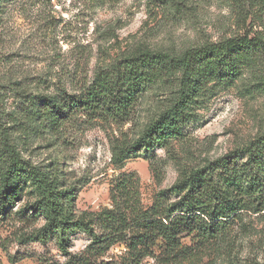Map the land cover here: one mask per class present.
<instances>
[{"label":"rangeland","instance_id":"obj_1","mask_svg":"<svg viewBox=\"0 0 264 264\" xmlns=\"http://www.w3.org/2000/svg\"><path fill=\"white\" fill-rule=\"evenodd\" d=\"M242 38L259 50L253 62L235 79L209 83L183 109L179 135L161 146L123 153L177 100L179 71L154 70L123 115L106 92L99 108L73 104L113 83L122 61L142 52L179 57ZM50 101L64 115L52 117ZM0 125L22 162L71 194L80 226L67 233L66 249L82 255L92 237L81 223L108 233L99 215L113 208L122 181L141 211L158 199L166 206L183 177L264 135V0H8L0 8ZM8 163L1 152L0 176ZM10 191L0 202V264H65L58 235L43 230L33 182L20 179ZM259 195H239L245 204L228 224L183 234L173 258L155 253L140 264H264V211L248 204ZM126 257L125 241H114L95 261Z\"/></svg>","mask_w":264,"mask_h":264},{"label":"trees","instance_id":"obj_2","mask_svg":"<svg viewBox=\"0 0 264 264\" xmlns=\"http://www.w3.org/2000/svg\"><path fill=\"white\" fill-rule=\"evenodd\" d=\"M6 1L8 0H0V8ZM251 44L245 38L227 40L193 49L179 57L142 52L134 58L122 61L120 67L115 69L113 83L100 84L98 90L93 91L89 98L80 99L73 104L99 108L104 103L99 95L106 92L113 96L109 104L115 109V114L123 115L134 102L136 95L143 92L147 84L152 83L150 77L154 70L160 68L168 74L179 71L177 100L138 140L124 147L123 153L161 146L166 139L179 135L178 120L183 109L209 83L235 79L253 62V55L256 56L259 50L255 44ZM49 110L52 117H58L64 115L65 108L60 103L50 101ZM1 152L8 156L9 163L0 176V202L8 198L10 190L18 180L32 181L39 197L35 203L36 210H42L46 217L43 230L58 235L59 248L68 257L65 264H117L100 263L95 258L105 246L122 240L126 244L128 261L121 264H140L145 257L155 253L173 258L172 255L180 247V237L183 234H193L200 227L210 228L212 232L217 226L233 221L237 217L234 214L242 210L245 204V201L238 198L239 195L258 192V199H252L253 203L248 204L254 208V212L264 211L262 135L235 153L214 161L207 169L195 170L183 177L169 190L179 198L166 206L161 205L158 199L149 210L141 211L139 200L128 190L129 182L122 181L112 197L113 208L104 210L99 215L108 233L98 237L91 227L81 223L92 237V242L84 254L72 256L66 249V237L72 228L80 226V222H74L71 217V194L59 190L55 181L22 162L18 151L9 142L6 128L0 125V154ZM239 160L242 162L234 163ZM219 171V180L215 181L213 175ZM131 230L138 233L132 234Z\"/></svg>","mask_w":264,"mask_h":264}]
</instances>
